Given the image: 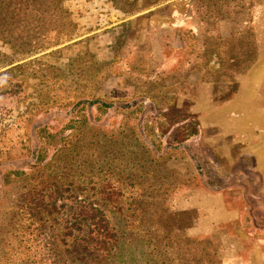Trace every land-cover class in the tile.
<instances>
[{
	"label": "rangeland",
	"instance_id": "1",
	"mask_svg": "<svg viewBox=\"0 0 264 264\" xmlns=\"http://www.w3.org/2000/svg\"><path fill=\"white\" fill-rule=\"evenodd\" d=\"M5 6L0 264H66L95 200L101 264H259L235 258L264 242V0Z\"/></svg>",
	"mask_w": 264,
	"mask_h": 264
},
{
	"label": "trees",
	"instance_id": "2",
	"mask_svg": "<svg viewBox=\"0 0 264 264\" xmlns=\"http://www.w3.org/2000/svg\"><path fill=\"white\" fill-rule=\"evenodd\" d=\"M10 1L0 0V16L7 12L5 4ZM107 203V200L81 202L74 219L76 221L79 219L85 224L86 229L82 236L73 235L68 238L67 242L65 241L64 251L68 257L66 264H101L102 260L108 262L114 260L115 249L120 242L116 229L111 225L103 206L101 207Z\"/></svg>",
	"mask_w": 264,
	"mask_h": 264
},
{
	"label": "crops",
	"instance_id": "3",
	"mask_svg": "<svg viewBox=\"0 0 264 264\" xmlns=\"http://www.w3.org/2000/svg\"><path fill=\"white\" fill-rule=\"evenodd\" d=\"M245 151L253 152L255 151V149L248 148ZM239 218H240V210L229 208V209H224L223 216L218 222L221 221L231 222L236 220L238 221ZM242 245H243L242 249L244 250V252H248V253H245L243 257L235 258V260H258L259 264H264V242L262 240L250 239V241H246ZM251 249L256 250L257 253V254L254 253L253 257L249 255Z\"/></svg>",
	"mask_w": 264,
	"mask_h": 264
}]
</instances>
